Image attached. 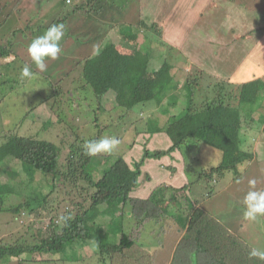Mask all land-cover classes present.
<instances>
[{
  "label": "rangeland",
  "instance_id": "rangeland-1",
  "mask_svg": "<svg viewBox=\"0 0 264 264\" xmlns=\"http://www.w3.org/2000/svg\"><path fill=\"white\" fill-rule=\"evenodd\" d=\"M12 1L0 0V15L6 14L11 9ZM141 8L142 18L146 24L154 25V27L139 26V28L123 29L122 31L131 30L126 33H122L120 27H114L111 31L112 37L119 39L120 43L125 40L134 45L138 43L136 45L141 49L145 46L144 52L148 55L149 70L158 69L156 76L149 75L154 87L161 86L168 78H172V85L180 86L168 93L165 104L168 100L171 103L170 106L176 108H186L189 104L187 103L189 98L187 87L184 86L182 77H187L189 80L197 77L189 85L200 86L196 89L197 93L206 87L214 96L216 94L212 88L214 83L232 75L234 68L241 60L240 56L245 54L253 44H255L251 49L253 54L244 58L243 72L250 76L249 78L258 77L264 82V0H141ZM47 11L48 8L42 12V15ZM23 22L25 23L24 19ZM7 24L3 25L5 29ZM256 27H263L259 34L257 32L246 34L248 30ZM23 32L31 36L29 29ZM8 35L9 30L2 39ZM241 35H245L244 38ZM28 36L23 37V40H26ZM17 37L18 35H14L13 40ZM151 41L154 42L151 43ZM168 43L172 46L167 51L165 48ZM118 48L127 51L126 47L120 48L119 45ZM161 53L165 56L164 60ZM20 54L27 59L24 53L20 52ZM26 64L17 57H0V145L4 140L1 136L6 130L51 141L57 147L58 153L56 173H43L39 170L33 173V182L29 187H43L44 193L49 195L48 201L40 209L27 213V216L21 212L22 222L20 223L11 218L12 214L8 212L10 209L7 207L19 204L23 200H30L28 196L34 193L31 189L28 190V185L24 186L23 183L18 186L13 185L12 183H17L19 179L18 167L11 162L9 165L5 160H0V194H3V209L0 210L2 236L12 231L26 234L41 228L46 233L50 215L58 212V209L61 212L66 211L65 209L69 207V203L74 202L82 187H86L85 183L79 180L81 184L71 189L67 184L70 177L64 175L71 172V169L68 170V156L73 147H75L76 155H71V159L75 160L83 153V145L88 140L106 136H114L120 140V144L111 154L100 153L90 158L92 161L87 165V170L97 179L102 170L113 162L112 159L116 154L130 151L129 144L133 138L135 141L137 139L141 141L140 146L148 142L149 147L146 146L149 149H162L163 143H156L154 139L155 126L159 127L162 123L161 116L172 112L167 109L164 111L160 108L154 109L156 104L152 99L147 103L137 104L131 111L123 113L120 117V107L113 109L111 104L116 91L114 84L116 80L112 79L108 84L111 92L108 89L103 94V86L99 84L81 85L82 81L75 71L77 69L73 70L70 64L67 49L62 50L58 59H50V62H46L45 72L33 70L27 64L34 73L32 79L21 77V70ZM181 75L182 77H179ZM238 84L237 81L231 86L225 81L226 89L224 87L223 91H229L233 97L231 99L233 104L237 103L235 94L239 89ZM55 89V94L47 95ZM57 93L58 96H56ZM46 96L51 98L40 103ZM53 100L55 104L52 105ZM194 101H199L197 94L194 95ZM253 101L256 102L247 103L254 107V111L251 110L249 115H243L244 124L240 130V137L243 132L244 134L239 143V148L250 153L251 158L242 161L235 170H230L213 181H206L204 177L197 178L201 169L217 162L220 151L195 141L187 144L184 142L180 145L181 148L176 149L181 158L176 159L172 154L168 159L161 158L162 162L168 160L171 162L170 165L163 166L172 171L175 170L172 169L173 160H178L180 165H185L184 173L191 183L189 184L190 192H187L183 186H177L174 189L176 198L169 205L167 214H164L166 203L157 204L156 207L161 210L157 213V222H147L144 231L135 238L139 246L152 254V263L169 264L174 242L177 239L175 236L182 229L179 221L185 220L189 214L188 208L192 206V201H196L201 209L203 220L200 227H207L205 232L218 230L212 228L210 219L212 217L231 233L230 236L248 246V249L264 248V217H260L256 222L246 220L243 216L244 206L241 203L250 190L248 184L250 179L257 180L256 190H264V121L262 122L264 109L258 110L259 102ZM150 111H153V115ZM165 137L168 141L166 135ZM131 155L139 157L141 153L136 147ZM129 157L127 155L124 158L128 161ZM219 159H221V152ZM157 163L159 161L147 168L150 171V177L143 184L146 192L151 189L154 176H164L163 171L153 173ZM7 166L9 169L2 173V169L5 171L4 168ZM27 178L26 175V181ZM117 179V171H112L107 177L108 186H112ZM164 185L159 184L151 193L159 192L162 195L168 194L169 191L173 194L172 188H165ZM102 191L105 192V189ZM100 209L104 210V205L91 210L92 214L98 215L92 229L104 238L107 236L105 221L120 215L121 210L118 206L114 207L113 213L103 212ZM129 215H131L130 212ZM129 215L127 212V216L123 217L126 228L130 227ZM154 218L157 217L151 220ZM218 228H220L219 225ZM150 231H155V235L149 234ZM184 242L186 241L183 240L180 244ZM93 248L92 244L85 242L74 251L65 249L58 253L45 254V257L51 258L49 261L28 260L26 254H21L5 256L0 260V264H104ZM185 248L179 246L177 255H180ZM35 257L39 259L40 255ZM190 258L191 264H195V255H191ZM178 263L181 264L180 260Z\"/></svg>",
  "mask_w": 264,
  "mask_h": 264
},
{
  "label": "trees",
  "instance_id": "trees-1",
  "mask_svg": "<svg viewBox=\"0 0 264 264\" xmlns=\"http://www.w3.org/2000/svg\"><path fill=\"white\" fill-rule=\"evenodd\" d=\"M139 2L140 0H13L11 9L6 14L0 15V57H17L26 62L33 70H37L27 52L29 43L35 37L42 35L50 25L62 22L66 25L67 30L61 47L62 50H68L70 64L73 70H78L75 71L79 74L81 85L85 83L90 86L99 84L101 87L103 86V94L108 89L111 91L108 84L112 79H115L116 91L111 104L113 109L120 107V117L123 113L131 111L137 104L147 103L152 99L156 104L154 109L169 110V107L173 106H170L169 100L165 104L166 96L180 86L172 85V78H168L161 86L154 87L149 75L156 76L155 73L158 69L149 70L148 55L144 52L145 46L141 49L136 45L138 43L135 45L128 43L127 51H122L118 48L120 40L112 37L111 31L114 27H120L122 33L131 31H122L126 28L154 27L152 24V26L146 24L142 18ZM47 8L48 11L42 15V12ZM5 23H8L6 29L3 27ZM262 28H252L246 34L249 35L253 32L259 34ZM28 29L30 37L27 32H23ZM8 30L9 35L2 39ZM14 35H18L15 40H13ZM26 36H28L27 39L23 40V37ZM244 36L241 35L242 38ZM163 42L166 44L165 41ZM166 46L165 50L168 51L172 45L168 43ZM254 46L255 44L240 56L241 60L234 68L233 76L241 74L243 66L245 67L243 65L244 58L253 54L251 49ZM165 50L162 49V51ZM20 52L24 53L27 59ZM162 59H165L163 54ZM46 62H50V59H46ZM236 69H240V72L235 71ZM230 77L231 75H228L225 79L214 83L212 87L216 91L214 96L206 87L197 93L196 89L200 86L189 85L197 77L192 80L185 77L184 86L187 87L189 97L187 103L189 104H186V108L174 106L173 113L161 116L162 123L159 127L155 126L157 129L154 134L166 135L168 143L165 146L163 144L162 149L151 150L145 144L140 146L139 142L141 141L139 139L135 141L133 138L129 144L130 151L116 154L112 159L113 162L102 170L97 179L87 170V165L92 161L90 159L92 157L82 153L72 160L71 155H76L75 147H73L68 156V170L71 169V172L64 175L70 177L67 184L71 189L81 184L79 180L83 181L86 187H82L74 202L69 203L66 211L61 212L58 209V212L50 215L46 233L41 228L31 233L26 232V234L14 231L6 236L0 234V260L5 256L26 254L28 260L45 262L51 260L44 256L47 253H58L65 249L74 251L78 246L87 242L94 246L93 249L104 264H154L152 263V254L139 246L135 238H138L144 231L147 222H157V213L161 210L156 205L160 202L168 203L164 213L167 214L169 205L176 196L175 188L166 185L161 180L159 183L153 182L155 184L151 191L159 184H165V188H172L174 195L170 192L168 195L165 193L161 195L159 192L152 194L150 191L151 194L147 198L138 197L136 189L140 183L149 180L150 177L147 171L142 170L146 164L144 162L147 159L161 160L163 157L167 158L166 156L169 158L171 154L173 156L176 154L180 158L176 149L181 148L182 143L199 142L221 152V160L215 167H204L198 174V177L204 174L209 180L208 177L211 178L213 174L221 177L226 172L235 170L242 161L251 158L250 153L239 148L240 139L242 140L244 134L243 132L240 137V130L244 124L243 115H249L251 110L254 111V107L247 103L257 100L259 102L258 110L264 109V82L255 77L239 83V89L235 94L237 103L233 104L231 101L233 97L229 91H223L225 81L228 82ZM154 79L156 80V78ZM51 85L52 83L50 87ZM55 93L56 89L47 95ZM195 94L198 95L199 101H194ZM50 98L51 96H46L40 103L46 102ZM172 103L176 104L173 101ZM53 104H55V100H53ZM150 112L153 115V111ZM1 138L4 140L0 145V160H5L8 164L11 162L18 167L19 179L17 183L13 182L12 184L15 186L21 183L24 186L28 185V190L31 189L34 193V195L31 193L28 196L30 200H23L19 204L7 207L10 209L8 212L12 214L11 218L21 223L22 214L27 216V213L40 209L48 201L49 195L44 193L43 187L30 188L29 186L32 185L33 173L37 170L43 173H56L57 147L51 141L19 135L10 130L4 131ZM136 147L141 153L139 157L131 155ZM127 155L130 156L128 161L124 158ZM163 163L168 162L163 161ZM8 169V166L4 168L5 171L2 169V173ZM112 171H117L118 179L109 187L107 177ZM103 189L105 192L102 191ZM2 195L0 194V210L3 209ZM102 205L105 207L104 210L100 209L103 212L113 213L116 206L121 210L120 215L110 221H105L107 236L104 238L92 229L98 215L92 214L91 210ZM188 209L189 214L185 220L179 221L183 233L180 237L175 236L177 239L174 242V250L169 264H179V260L181 264H191V255H195V264H264V261L251 257L249 255L251 250L248 249V246L230 236L231 233L222 227L218 220L210 218L212 228L218 230L205 232L208 228L200 227L203 220L201 209L194 206ZM127 212H130L131 215H129L130 227L126 228L123 217L127 216ZM17 214L19 215L17 216ZM203 214H205L204 211ZM61 216L68 219L62 221ZM119 216L120 218H118ZM155 216L157 218L151 220ZM176 226L178 227L177 222ZM149 234L155 235V231H150ZM183 240L186 242L180 244ZM179 246L186 248L180 255H177ZM39 255L40 258L37 259L35 256Z\"/></svg>",
  "mask_w": 264,
  "mask_h": 264
},
{
  "label": "clouds",
  "instance_id": "clouds-1",
  "mask_svg": "<svg viewBox=\"0 0 264 264\" xmlns=\"http://www.w3.org/2000/svg\"><path fill=\"white\" fill-rule=\"evenodd\" d=\"M66 30H67L66 25L62 22L57 24H52L47 28V30L42 35L35 37L29 43L27 47L28 55L32 63H34L36 68L39 70V72H45L47 70L46 59L55 60L59 58L60 54L62 53L61 42L66 35ZM33 75L34 73L32 69L27 64L24 65L21 70V77L24 79H32ZM226 84H228V82H226ZM119 144H120V140L114 136L113 137L106 136L100 139H91L84 143L83 154L89 157L96 156L100 153L111 154L118 147ZM219 158H220V152L218 154L217 162L215 164H212L211 167L213 166L215 167L220 162L221 159ZM214 175L215 174H213L211 178L208 177L209 180L207 179L206 176H204V174L201 177H204L206 181H211V180L213 181V179L217 180L218 178L217 175L215 176ZM201 177H197V178H201ZM188 183H189V178H188ZM189 184H186L183 188L188 190ZM248 184L250 190L245 194L243 200L241 201V203L244 206L243 216L246 220L250 222H256L260 217H264V190H256L257 180L255 178L250 179L248 181ZM167 204L168 203H166V207ZM191 205L199 208L198 203H196V201L191 202ZM60 219L64 221L68 218L61 216ZM249 255L251 257H255L264 261V248L253 247Z\"/></svg>",
  "mask_w": 264,
  "mask_h": 264
},
{
  "label": "crops",
  "instance_id": "crops-1",
  "mask_svg": "<svg viewBox=\"0 0 264 264\" xmlns=\"http://www.w3.org/2000/svg\"><path fill=\"white\" fill-rule=\"evenodd\" d=\"M140 5H141V0H140ZM210 8V7H209ZM141 12H142V8H141ZM142 15H143V12H142ZM210 18V16H209ZM231 26V24H230ZM229 26V29H231ZM128 44V42L125 40V41H122L120 43V48H123V47H126ZM235 71H239L240 72V69L239 70H235ZM244 69L241 71V74L239 75H236V76H233L231 75L229 81H228V84H236V82L238 81V83H241L245 80H248V79H252V78H249L250 76H247L244 74ZM178 77V76H177ZM179 77H182V76H179ZM184 78V77H182ZM214 78H218V77H214ZM169 110H172L171 114L173 113L174 109L173 107H169ZM157 129V128H156ZM147 132V131H146ZM146 135V134H144ZM154 139H156V143H163L164 146L168 143L166 137L164 134L160 133V134H155L154 135ZM146 145H148V142L146 143ZM149 146V145H148ZM174 156L176 157L177 159V155L174 154ZM167 157V156H166ZM181 158V155L179 156ZM168 158V157H167ZM156 161H159V163H157V165H155V171L153 172L154 174L157 172V173H161L162 171L165 172V173H162L164 174V176H161L160 178L159 177H156L154 176V180L153 182L155 183H159V181H163L166 183V185H171L172 187L176 188L177 186H185L186 184H189L188 183V177L186 176V174L184 173V165H180L178 160H171L172 161V164L175 168L174 171L172 170H169L167 167L163 166V165H170L171 162L168 160L167 162L168 163H163L162 160H155V159H147L146 160V165L144 164V166L142 167V170L143 171H147L148 173H150L149 170H147V168L150 166H154L153 163H156ZM146 181L140 183V185L138 186V188L136 189L137 190V194H138V197H145L147 198L148 196H150V191L151 189L153 188L154 184L155 183H151L152 184V187L151 189L149 190V192H146L144 190V187H143V184L145 183ZM187 192H190V188L187 190ZM168 194H169V191H168ZM166 194V195H168ZM203 194V193H202ZM204 195V194H203ZM193 202V201H192ZM193 206V205H192ZM129 215V213H128ZM177 227V226H176ZM179 234L178 237H180V235L183 233V230H179L178 231Z\"/></svg>",
  "mask_w": 264,
  "mask_h": 264
}]
</instances>
